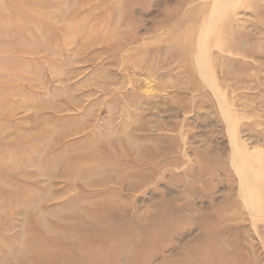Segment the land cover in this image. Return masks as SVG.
<instances>
[{
    "label": "rangeland",
    "instance_id": "374dc122",
    "mask_svg": "<svg viewBox=\"0 0 264 264\" xmlns=\"http://www.w3.org/2000/svg\"><path fill=\"white\" fill-rule=\"evenodd\" d=\"M0 264H264V0H0Z\"/></svg>",
    "mask_w": 264,
    "mask_h": 264
}]
</instances>
